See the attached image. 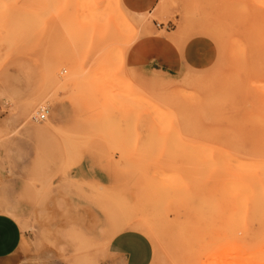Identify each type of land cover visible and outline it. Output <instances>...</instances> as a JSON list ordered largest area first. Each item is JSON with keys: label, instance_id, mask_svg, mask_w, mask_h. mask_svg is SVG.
<instances>
[{"label": "rangeland", "instance_id": "1", "mask_svg": "<svg viewBox=\"0 0 264 264\" xmlns=\"http://www.w3.org/2000/svg\"><path fill=\"white\" fill-rule=\"evenodd\" d=\"M150 34L204 40L210 60L129 69ZM263 83L264 0H0V213L23 231L18 264H102L140 221L152 264H264V214L243 211H264V169L260 194L244 169L264 152ZM230 150L237 211L217 169Z\"/></svg>", "mask_w": 264, "mask_h": 264}, {"label": "crops", "instance_id": "2", "mask_svg": "<svg viewBox=\"0 0 264 264\" xmlns=\"http://www.w3.org/2000/svg\"><path fill=\"white\" fill-rule=\"evenodd\" d=\"M150 34L136 43L129 54V69L151 75L173 77L188 68L202 69L210 60L209 45L200 39L184 40ZM69 112L55 120L59 127H67L73 120ZM0 210L10 211L0 207ZM13 212V210H11ZM23 231L10 214L0 213V264H18L23 243ZM109 255L102 264H152L154 247L144 234L123 230L109 237Z\"/></svg>", "mask_w": 264, "mask_h": 264}, {"label": "bare ground", "instance_id": "3", "mask_svg": "<svg viewBox=\"0 0 264 264\" xmlns=\"http://www.w3.org/2000/svg\"><path fill=\"white\" fill-rule=\"evenodd\" d=\"M89 1V0H88ZM91 1H95V0H91ZM93 3V2H92ZM91 4V3H89ZM88 4V5H89ZM92 7H95L93 6V4H91ZM264 84V83H263ZM262 84V85H263ZM239 151V150H238ZM238 154V153H236ZM241 154V153H240ZM239 155V154H238ZM245 157V156H244ZM217 159V158H216ZM219 167H217V169L219 168V173H220V176H219V181H220V185H221V197H223V191L228 195L226 197H231L234 201H235V204L234 206L236 207L235 211L240 210V209H243V207L245 208V206H242L240 205V203H238L241 198L239 199V201L237 202V199H236V196H237V190H238V186H239V182L237 181V176H236V169L239 170L240 172H246L245 170H249L248 173L249 176L247 177L248 178V182H247V191L251 194H256L257 192L262 193L263 191H261L263 188H261V190L258 191L257 189V182L254 178V176H252V173H254V168H257V167H262L264 169V152L260 155H252L251 157H249L246 161V167L243 170L240 166L245 163V161L243 162H239L242 163L240 164V166L237 168V166L239 165L238 162H237V159H236V155H235V151L234 150H230V151H220L219 153ZM241 161V160H240ZM237 163V165H236ZM216 165V164H215ZM261 168V169H262ZM242 169V170H240ZM258 170V169H257ZM216 171V169H215ZM253 171V172H252ZM247 173V172H246ZM254 175V174H253ZM256 176V175H255ZM243 181V180H241ZM241 183V182H240ZM243 183V182H242ZM263 186V185H262ZM241 187V186H240ZM244 187H245V184H244ZM243 188V187H242ZM244 189V188H243ZM240 190V189H239ZM243 191V190H242ZM241 193V192H240ZM246 195V194H245ZM263 196V195H262ZM225 197V198H226ZM218 199V198H216ZM243 200H245V197L242 198ZM259 199V198H258ZM261 199V198H260ZM262 199H264L262 197ZM226 201V200H225ZM229 202V201H227ZM241 202V201H240ZM230 203L232 204L231 200H230ZM242 204V202H241ZM253 208H257V207H253ZM231 210V209H230ZM250 211L252 213H263L264 214V211H258V210H253V209H248V208H245V210L243 209V211ZM246 213V212H245ZM244 213H242L243 215ZM241 215V218L243 217ZM253 215V214H252ZM212 216V215H211ZM213 217V216H212ZM256 219V218H255ZM241 220V219H240ZM246 220V219H245ZM253 220V218H252ZM262 220V218H261ZM219 221V220H218ZM252 222V221H251ZM246 223V221H245ZM262 223V222H261ZM240 224V223H239ZM134 225V224H133ZM131 225V226H133ZM257 225V224H256ZM255 225V226H256ZM130 226V227H131ZM211 226V225H210ZM264 226V225H263ZM135 230L136 229H139V230H143L144 231V234L145 232L150 235L151 237L155 238V235H156V230H155V227L154 225L151 223V222H148V221H140L138 223H136V225L134 226ZM121 231V230H120ZM120 231L114 233L112 236L116 235L117 233H119ZM142 231V232H143ZM141 232V231H140ZM141 232V233H142ZM240 234V233H239ZM239 234H236V235H239ZM244 237V236H243ZM210 244V243H209ZM208 248V247H207ZM211 249V248H210ZM256 255V254H255ZM263 255V254H262ZM249 256V255H248ZM222 257V256H221ZM259 257V256H258ZM222 260V259H221ZM255 261V260H254Z\"/></svg>", "mask_w": 264, "mask_h": 264}, {"label": "built area", "instance_id": "4", "mask_svg": "<svg viewBox=\"0 0 264 264\" xmlns=\"http://www.w3.org/2000/svg\"><path fill=\"white\" fill-rule=\"evenodd\" d=\"M45 119H46V115H45V114H42V115L40 116V120L43 121V120H45Z\"/></svg>", "mask_w": 264, "mask_h": 264}]
</instances>
